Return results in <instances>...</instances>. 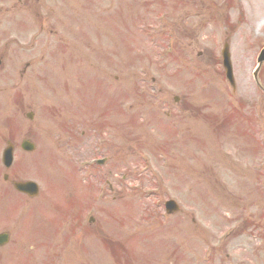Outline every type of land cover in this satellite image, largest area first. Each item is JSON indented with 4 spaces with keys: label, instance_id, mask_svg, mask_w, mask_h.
<instances>
[{
    "label": "rangeland",
    "instance_id": "rangeland-1",
    "mask_svg": "<svg viewBox=\"0 0 264 264\" xmlns=\"http://www.w3.org/2000/svg\"><path fill=\"white\" fill-rule=\"evenodd\" d=\"M46 4L54 16L35 40L30 83L15 89L13 51L11 76L0 73V149L15 146L13 166L0 167V233L10 234L0 264H264V94L253 80L264 0ZM15 31L3 42H30ZM63 32L78 55L50 56ZM257 78L264 90V64ZM26 138L32 153L19 149ZM14 181L39 195L15 193ZM168 200L179 210L166 215Z\"/></svg>",
    "mask_w": 264,
    "mask_h": 264
},
{
    "label": "flooded vegetation",
    "instance_id": "flooded-vegetation-1",
    "mask_svg": "<svg viewBox=\"0 0 264 264\" xmlns=\"http://www.w3.org/2000/svg\"><path fill=\"white\" fill-rule=\"evenodd\" d=\"M33 1V0H32ZM37 2H39L40 0H36ZM18 2H20V0H18ZM5 14L4 15H0V26L4 25L6 26L8 24V21L6 20L8 15L10 14H21L20 15V19H24L25 18V15L23 13V11H12V12H9V11H4ZM1 13V11H0ZM27 14H28V17L29 18H33V20L35 19L36 23L38 24H41L40 20H43V16H42V12L40 11H27ZM15 46H18L19 44H14ZM4 62V59L0 56V66H2Z\"/></svg>",
    "mask_w": 264,
    "mask_h": 264
},
{
    "label": "water",
    "instance_id": "water-1",
    "mask_svg": "<svg viewBox=\"0 0 264 264\" xmlns=\"http://www.w3.org/2000/svg\"><path fill=\"white\" fill-rule=\"evenodd\" d=\"M225 58H226V57H225ZM260 59H261V60H264V51H263V53L261 54ZM225 67H226V69H227L228 76H229V75H230V73H229L230 69H229V65L227 64L226 60H225ZM4 162H5V165H6V166H9V165H10V162H11V150H10V149H8V150L5 152V154H4ZM30 186H31L30 184H25V185H22V184H16V185H15V187H16L17 189H20V188H28V187H30ZM171 205H172V202H169V203L166 204V207L169 208Z\"/></svg>",
    "mask_w": 264,
    "mask_h": 264
}]
</instances>
